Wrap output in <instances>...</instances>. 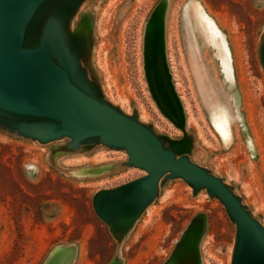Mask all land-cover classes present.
Masks as SVG:
<instances>
[{"label": "rangeland", "instance_id": "rangeland-1", "mask_svg": "<svg viewBox=\"0 0 264 264\" xmlns=\"http://www.w3.org/2000/svg\"><path fill=\"white\" fill-rule=\"evenodd\" d=\"M52 16L93 92L222 177L264 225V0H47L27 46ZM91 141L42 143L0 119V264H231L235 222L179 177L162 176L141 210L117 213L137 219L114 233L95 193L147 173Z\"/></svg>", "mask_w": 264, "mask_h": 264}, {"label": "water", "instance_id": "water-1", "mask_svg": "<svg viewBox=\"0 0 264 264\" xmlns=\"http://www.w3.org/2000/svg\"><path fill=\"white\" fill-rule=\"evenodd\" d=\"M46 1L0 0V119L19 134L42 143L69 138V147H80L85 140L93 139L86 143L125 150L127 165L147 174L101 189L93 198L97 215L114 233L124 236L131 227L128 221L136 218L131 213L125 221H118L117 213L141 210L154 198L162 176L179 177L195 192L205 189L210 197H217L235 222L231 264H264V227L258 219L222 177L195 163L186 153L175 154L151 126L109 103L100 96V90L90 89L68 44L62 20L50 17L39 42L26 45L31 23ZM145 48L150 79L147 43ZM259 52L264 67V33ZM149 84L153 86L151 79ZM126 224L127 230L121 231Z\"/></svg>", "mask_w": 264, "mask_h": 264}, {"label": "bare ground", "instance_id": "bare-ground-1", "mask_svg": "<svg viewBox=\"0 0 264 264\" xmlns=\"http://www.w3.org/2000/svg\"><path fill=\"white\" fill-rule=\"evenodd\" d=\"M252 215V214H251ZM260 223V222H259ZM263 227H264V225L262 224V223H260Z\"/></svg>", "mask_w": 264, "mask_h": 264}]
</instances>
